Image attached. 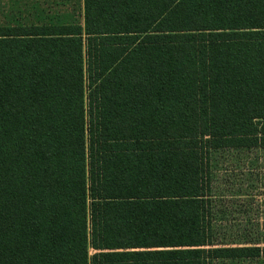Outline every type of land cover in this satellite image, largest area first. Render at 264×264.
I'll return each instance as SVG.
<instances>
[{"label":"trees","instance_id":"16d2710c","mask_svg":"<svg viewBox=\"0 0 264 264\" xmlns=\"http://www.w3.org/2000/svg\"><path fill=\"white\" fill-rule=\"evenodd\" d=\"M38 10L0 19V264H264V0Z\"/></svg>","mask_w":264,"mask_h":264},{"label":"rangeland","instance_id":"374dc122","mask_svg":"<svg viewBox=\"0 0 264 264\" xmlns=\"http://www.w3.org/2000/svg\"><path fill=\"white\" fill-rule=\"evenodd\" d=\"M38 8H43L50 14L72 13L77 11V0H0V19L4 17L3 13L10 12L37 20L40 12Z\"/></svg>","mask_w":264,"mask_h":264}]
</instances>
